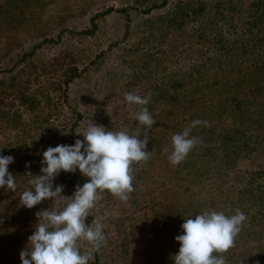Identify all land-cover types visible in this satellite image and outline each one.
Here are the masks:
<instances>
[{"label": "rangeland", "instance_id": "rangeland-1", "mask_svg": "<svg viewBox=\"0 0 264 264\" xmlns=\"http://www.w3.org/2000/svg\"><path fill=\"white\" fill-rule=\"evenodd\" d=\"M161 1L0 0V155L14 158L8 171L17 184L15 192L0 193V264H21L20 252L38 223L36 214L53 206L62 210L69 202L63 199L71 197L63 186V194L30 213L17 206L20 192L32 188L34 177L27 173L39 175L47 148L74 145L92 123L144 138V127L134 118L139 106L124 101L125 92L151 94L146 107L156 123L147 133L150 159L133 166L135 190L127 202L107 191L100 194L91 216L93 221L103 217L107 242L96 264H174L180 247L175 238L183 234L185 219L206 211L230 216L237 209L248 219L235 246L217 255L227 264H264V71L203 68L167 95L168 75L181 79L182 71L189 72L213 52L208 40L196 42L192 28L214 30L215 21L209 8L183 32L168 33L162 19L178 0L166 8L158 6ZM239 1L245 7L251 0ZM244 9L228 21V32L235 23V31L240 28ZM91 22L97 29L84 34ZM39 43L35 54L23 59ZM247 51L263 53L264 46ZM234 52L245 54L241 45ZM54 59L61 66L76 63L81 71L65 90L66 102L63 86L58 89L63 72L41 69ZM23 89L40 99L36 113L17 101ZM74 112L81 117L71 135ZM197 119L208 126L192 129L190 135L199 142L172 166V136ZM70 174L76 186L87 182L79 170Z\"/></svg>", "mask_w": 264, "mask_h": 264}, {"label": "clouds", "instance_id": "clouds-1", "mask_svg": "<svg viewBox=\"0 0 264 264\" xmlns=\"http://www.w3.org/2000/svg\"><path fill=\"white\" fill-rule=\"evenodd\" d=\"M151 94L142 97L131 92L124 93V101L139 106L134 118L144 127V138L130 135L126 131L106 130L101 125L90 124L80 134L74 145H57L47 148L42 154L41 175L31 172L26 176L34 177L29 181L32 188L20 196V204L27 208L53 201L61 195L63 186L53 181L61 173H75L77 170L87 178L83 186L77 185L72 197L62 210L53 206L36 214L38 223L28 238V245L20 252L21 264H89L106 244L102 223L103 217H96L92 225L86 223L92 210L97 208L100 194L107 191L122 202L129 200L133 187V166L146 163L150 152L146 150L147 133L156 121L146 105ZM197 125L208 126L206 120H194L182 133L172 136V152L169 163L177 166L199 142L191 136ZM14 162L12 156L0 155V189L15 192L16 177L9 171ZM27 167V165H26ZM248 217L239 209L233 215L223 212L206 211L184 220L182 233L175 239L180 247L173 257L174 264H227L223 255L235 246V239L242 230ZM82 245L86 250L81 251Z\"/></svg>", "mask_w": 264, "mask_h": 264}, {"label": "trees", "instance_id": "trees-1", "mask_svg": "<svg viewBox=\"0 0 264 264\" xmlns=\"http://www.w3.org/2000/svg\"><path fill=\"white\" fill-rule=\"evenodd\" d=\"M170 1L174 0H162L161 4L158 6L160 8H166ZM209 8L211 10L210 12L212 18L215 21L214 30L213 28L208 29L207 27L204 29V31L201 28V25H199L198 28L192 29H195V33H197L198 36L196 38V42L200 43L202 40H208L207 43L214 47L213 52L209 51L211 53H208L205 59H203L202 62H198L193 68L190 69L189 72L182 71L181 79L177 80L178 77L175 78L172 75H168L167 84L165 86V92L167 95L170 94L174 86H178L180 83V86L182 87L184 80L190 77L193 72H196L197 70L202 71L203 68H215L219 71L232 70V73L240 71H245L248 73H262L264 71V52L259 54L252 53L251 55H248L247 51V49L252 47L256 48L257 46H264V0H251L250 3L246 4L245 7L241 6L239 0H213L211 4L205 0H178L176 1L174 9L167 13L162 19L163 30L168 33H181L189 24L195 23L197 20L202 18V15ZM241 8H245L244 10H246V15L244 16L240 28L235 31L237 26L235 23L234 25H231V29L234 31L228 32V21H230V19H234L235 15H241ZM149 10L150 9H148L147 12H150ZM96 29L97 27L94 22H91V29L85 31L84 34H92ZM229 35H235V38H230ZM42 44L43 43H39L37 46H35L30 53L23 56V59L33 56L35 54V50H37V47L42 46ZM240 45L242 50L245 51V54H235L234 51ZM224 66H226V68H224ZM41 69L43 71H45V69H50L55 75L63 72L62 84L58 89L63 86L64 93L62 98L63 102H66L67 92L65 90L67 89L68 85L81 74V71H79L76 67V63L70 65L63 63L61 66L58 60L54 59L48 67L42 66ZM87 69L88 66H84L83 72H85ZM15 81L16 79L11 80V82ZM18 92H21L17 93V101L21 104V106L25 107L29 112L31 111V113H36L39 111L42 105L40 99L34 97L29 91L28 93L25 92L24 89L18 90ZM172 96L173 99H175V93L172 94ZM171 98L172 97H170V99ZM48 105H50V102ZM74 114V122L73 125H71V135L74 131V125L76 123L78 124L81 117L80 113L74 112ZM1 155L6 156L4 153ZM39 175H41V173H39ZM58 185L65 186L68 189V194H70L71 197L73 196L76 184L74 183L73 176L70 173L61 172V174L58 175L53 181V190H55V187ZM1 191L3 192L5 189H0V193ZM63 192L64 187L62 194ZM22 193L23 192H20V195H22ZM17 206L24 209V213H30L32 210L23 207L20 204V201L17 203ZM86 223L88 225L93 224V218L91 214L87 217ZM97 261L98 252L94 253V259L92 260V263L90 262L89 264H96Z\"/></svg>", "mask_w": 264, "mask_h": 264}]
</instances>
